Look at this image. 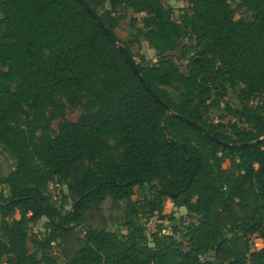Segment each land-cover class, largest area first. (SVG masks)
I'll use <instances>...</instances> for the list:
<instances>
[{"label": "trees", "instance_id": "obj_1", "mask_svg": "<svg viewBox=\"0 0 264 264\" xmlns=\"http://www.w3.org/2000/svg\"><path fill=\"white\" fill-rule=\"evenodd\" d=\"M84 1L113 33L128 19L118 39L172 114L76 0H0V264H264V0H183L179 21L161 0Z\"/></svg>", "mask_w": 264, "mask_h": 264}, {"label": "rangeland", "instance_id": "obj_2", "mask_svg": "<svg viewBox=\"0 0 264 264\" xmlns=\"http://www.w3.org/2000/svg\"><path fill=\"white\" fill-rule=\"evenodd\" d=\"M161 3L163 5V7L165 8H171L172 9V18L174 21H179L181 15L186 11L187 9V3L184 2L183 0H161ZM242 16H244V14H241ZM129 17V16H128ZM246 18H249L248 16H244ZM115 35L122 41H126L128 40L129 36H128V19L126 18V20L121 22V25L119 28L114 30ZM187 43V42H186ZM185 43V44H186ZM132 52L134 54H141L143 55L147 60L155 62L157 60V54L154 50L150 49L144 42L143 40H141V44L140 46H133L132 48ZM185 64H179V69L181 70V72H185ZM223 105L222 103H220V107L215 109L212 108L209 110V118L211 120H213V122H217L218 121V116L219 115H224V112L222 110ZM82 110L80 108L76 109V110H69L66 113V118L69 121H75L78 116L81 114ZM228 120H230L229 116H225L224 118V122H227ZM59 120H56L55 122L52 123V128L54 130H56L57 124L59 123ZM1 156V155H0ZM1 158V157H0ZM3 175H4V162H3V171H2ZM0 191L4 194L8 193L7 187H0ZM145 191L149 192V188L145 187ZM152 192V191H150ZM65 193L64 189H57V188H53L51 186H48L47 190H46V194L49 196V198L55 202L59 201L60 197ZM153 193V192H152ZM138 196L135 195L133 197V199H137ZM68 207L70 208V204L71 201L68 199ZM164 205V214L168 215L171 211L175 212V217L179 218L182 217L184 223H190V222H196V217L190 214H187V212L183 209V208H178V209H173L172 206V200L171 199H166L163 203ZM59 209L62 211V208ZM138 221L141 225H143L146 229V233L149 236L150 231L156 228L157 223H159V221L156 218H152L150 220H146V218H144L142 216L141 213H139L138 215ZM45 223V219L42 218L40 219L37 223H32L29 225L28 227V234H29V238H30V242L28 244L29 250L32 251V244L31 241L32 240H41L43 239L44 235H42V232L44 231L43 229V225ZM161 234L164 235H168L170 234V228H164L163 232H161ZM263 247L262 242L257 239V238H253L251 241V248L253 250H260ZM50 254L57 260V262L59 263H63L62 258L58 255V251L57 249H51L50 250ZM206 259H211L212 258V254L208 255L205 257ZM6 259L7 258H3L2 259V264L6 263Z\"/></svg>", "mask_w": 264, "mask_h": 264}, {"label": "water", "instance_id": "obj_3", "mask_svg": "<svg viewBox=\"0 0 264 264\" xmlns=\"http://www.w3.org/2000/svg\"><path fill=\"white\" fill-rule=\"evenodd\" d=\"M82 7L83 9L91 15V17L94 19V21L96 22L97 26L110 38V40L116 45V47L121 51V53L124 56V59L126 61V63L128 64V66L132 69L133 73L139 78V80L141 81L143 87L145 88V90L154 98V100L156 102H158L160 105H162V107L165 109V111L168 114H172V112L170 111L169 107L162 102L160 99H158V97L156 96V94L152 91V89L143 81L140 73L138 72L137 68L135 67L134 61L129 57V55L127 54L126 50L124 49V47L121 45L120 40L118 39V37L112 32L110 31L105 24L103 23V21L100 19V17L93 11V9L84 1V0H76ZM191 123V122H190ZM192 124V123H191ZM167 141L169 143H174L173 139L170 137L166 138ZM264 141V137L258 139L255 141V143H262ZM228 147H232L235 148L238 145H227Z\"/></svg>", "mask_w": 264, "mask_h": 264}, {"label": "crops", "instance_id": "obj_4", "mask_svg": "<svg viewBox=\"0 0 264 264\" xmlns=\"http://www.w3.org/2000/svg\"><path fill=\"white\" fill-rule=\"evenodd\" d=\"M0 176H3V162H4V176L15 170V160L6 152L0 148Z\"/></svg>", "mask_w": 264, "mask_h": 264}, {"label": "built area", "instance_id": "obj_5", "mask_svg": "<svg viewBox=\"0 0 264 264\" xmlns=\"http://www.w3.org/2000/svg\"><path fill=\"white\" fill-rule=\"evenodd\" d=\"M51 187H53V186L51 185ZM251 250H253V249L251 248Z\"/></svg>", "mask_w": 264, "mask_h": 264}]
</instances>
